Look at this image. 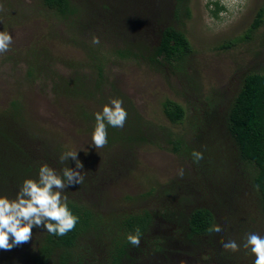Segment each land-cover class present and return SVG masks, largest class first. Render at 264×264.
Returning <instances> with one entry per match:
<instances>
[{
  "label": "rangeland",
  "instance_id": "374dc122",
  "mask_svg": "<svg viewBox=\"0 0 264 264\" xmlns=\"http://www.w3.org/2000/svg\"><path fill=\"white\" fill-rule=\"evenodd\" d=\"M41 1L0 0V31H8L13 36L9 51L0 54V115L9 111L12 102L19 105L26 122L24 130L29 134L26 138L33 140L21 144L12 161L30 166V177L35 179L40 166L45 163L57 171L67 165L75 169L74 160L69 158L61 162L60 157L67 151H77V158L83 164L80 171L88 183L85 187L89 191L84 194V200L90 212L117 221L119 215L128 213L154 211L157 212L156 218L159 212L166 211L167 216L152 224L147 235L151 237L149 245L138 247L144 253L141 258H133L136 264L208 263L195 261L194 252L179 262L180 254L191 248L182 238L184 228L176 231L177 241L166 246L168 252L151 249L156 239L164 237L167 240L175 234L173 227L177 228V221L183 214L200 207L218 216L227 213L223 209L224 190L220 185L224 180L234 194L237 187L230 173L224 172L218 182L205 179L210 171L216 172L219 164L216 151L196 161L193 155L185 156L182 150L174 153L172 143L175 140L184 144L190 142L194 151L202 153L196 124L201 120L217 122L223 119L243 77L251 72L264 74V0H188L189 17H186L183 6L175 14L178 5L166 1L165 11L151 24L180 27L192 53L187 61L162 68L147 62L120 60L109 46L102 47L99 57L94 55V59L91 49L69 43L68 33H64L60 22L42 6ZM112 1L94 0L80 9L84 16L82 22L91 16L92 32L103 33L110 24L117 26V23L130 28L141 21L138 0H124L128 1L124 7ZM144 1L148 3L150 0ZM261 11L262 24L249 34L257 13ZM153 41L150 38L149 42ZM35 52L41 53L39 57L48 67L47 71L52 70L70 80L79 79L92 84L97 79L98 67H101L102 92L107 104L111 99L120 98L131 105L143 121L142 133L146 141L137 146H126L122 142L95 148L92 142L94 131L91 130L94 125L87 123L84 115H95L103 107L64 96L59 88L52 87L50 79L53 77L47 78L49 73L36 81L29 78L28 65L35 59ZM148 52L145 50V54ZM166 101H173L185 109L186 118L182 123L174 125L167 120L163 113ZM43 142L47 145L41 146ZM181 169L182 176L179 175ZM16 193L14 191L9 198H14ZM185 197L188 200L179 206L178 201ZM174 211L173 220L169 214ZM101 229L103 234L97 237L106 239L110 231L103 224ZM237 231L235 227L230 237H235ZM97 237L80 242L75 250L77 260L74 264H109L112 250L100 244ZM37 242L33 231L31 240L14 247L11 250L14 253L0 250V264H29L27 258L31 248L37 247ZM24 248L28 249L27 254ZM18 249H22L25 259L17 255ZM8 254L18 257L17 261L13 262Z\"/></svg>",
  "mask_w": 264,
  "mask_h": 264
},
{
  "label": "trees",
  "instance_id": "16d2710c",
  "mask_svg": "<svg viewBox=\"0 0 264 264\" xmlns=\"http://www.w3.org/2000/svg\"><path fill=\"white\" fill-rule=\"evenodd\" d=\"M166 1L178 5L174 9L175 14L183 8L186 17H189L188 0H150L148 3L138 0L136 4H138L141 16L138 24L129 26L130 28H123V25L118 23L117 26L110 24L103 33L91 31L93 22L91 16L82 22L84 16L80 9L90 5L94 0H42L41 3L60 22L64 33H68L69 43L80 48L91 49L92 52L94 51V59L99 57L102 47L109 46L114 56L120 60L137 61L142 64L147 62L153 67L162 68L165 65L168 67L177 62L187 61V57L192 53L190 43L180 27H158L151 24L152 21L154 23L157 21L162 11H165ZM116 2L123 7L128 5V1L124 0H113L111 3L116 4ZM179 7L182 8L179 9ZM262 17L263 11L258 12L249 34L262 24ZM145 22H147L146 25H144ZM94 38L99 42L93 43ZM150 38L154 41L149 42ZM145 50L149 51L148 55L145 54ZM40 55V52H35V59L28 65L27 76L33 81L49 73L47 78L53 77L50 79L52 87L59 88L58 90L64 96L76 99V101L78 98L85 102L91 101L100 107L107 104L106 95L102 92L104 83H101L103 73L101 67H98L97 79L92 84L89 81L84 83L83 80H70L64 76H58L52 70L47 71L48 67L39 57ZM123 107L127 111V120L122 128L108 126L107 143L117 145L123 142L126 146H137L140 142L144 143L146 138L142 133V119L125 101H123ZM226 108L223 119L220 121H199L196 124L198 130L196 135L201 143L200 151L203 157H207L213 151H216L219 156L216 172L210 171L211 174L205 179L218 182L219 177L226 172L230 173L234 184H237L234 194L227 185L228 183L222 179L220 187L224 190L225 200L223 209L227 213L218 216L211 210L200 207L186 215H181L182 218L177 221L179 225L177 228L173 227L172 232L175 234L167 240L164 237L156 239L151 248L152 251L168 252L167 247L174 245L173 241H177L176 231L184 228L182 238L191 245V248L180 254L179 262L183 261V257L194 252L193 259L208 261L206 264H254L255 257L242 245L247 233L255 232L264 236V74L247 73ZM22 113L21 107L12 102L9 111L0 115V195L8 197L14 191L19 190L25 179L31 178L32 168L30 166H26L23 162L19 164L12 161L14 153H19L17 148H20L21 144L26 145L28 141H33L26 138L29 134L24 130L26 122L23 120ZM163 113L174 125L182 123L186 118L185 109L173 101H166L163 104ZM84 120L94 125L91 129L94 131L95 115H84ZM14 133L15 137L12 136ZM42 145L47 144L43 142ZM172 145L174 153L182 150L185 156H189L194 151L193 143L190 142L184 144L180 140H175ZM87 185L84 176L83 183L70 185L64 191L70 210L79 217L72 231L64 236H56L48 233L43 227L33 228L32 231L36 233L38 242L37 247L31 248L32 251L27 258L29 264H74L77 260L75 250L78 249L80 242L93 236H101L103 234L101 224L106 227L107 231H110L106 239L101 240L97 237L101 240L100 244L112 250L108 258L109 264H136L133 258L142 257L144 250L138 247L144 244L149 245L151 237L147 236L148 232L154 221L167 216L166 211L159 212L156 218L157 212L144 210L135 214L119 215L120 219L117 221L113 218L108 220L88 210L89 207L84 200V194L89 191V188L85 187ZM213 198L216 200L214 196ZM185 200L188 198L180 199L179 206ZM169 216L173 219L176 216L175 211ZM214 224H219L222 231L210 232L209 229ZM235 227L238 229L237 235L230 237ZM137 228L141 232L138 247L133 246L127 240V236L135 234ZM229 240H235L241 245L238 252L223 248L222 241L226 243ZM11 250L10 254L14 253V250ZM16 252L19 257L25 259L22 249ZM24 253H28L27 248H24ZM8 256L13 258L9 254ZM17 258H13V262H16Z\"/></svg>",
  "mask_w": 264,
  "mask_h": 264
},
{
  "label": "clouds",
  "instance_id": "9594fccd",
  "mask_svg": "<svg viewBox=\"0 0 264 264\" xmlns=\"http://www.w3.org/2000/svg\"><path fill=\"white\" fill-rule=\"evenodd\" d=\"M98 42V39H93V43ZM12 43V34L0 31V54L9 51ZM95 120L92 142L95 148H103L108 142V126L122 128L127 120L123 100L111 99L102 111L95 114ZM192 155L196 161L203 158L202 153L197 151ZM69 158L75 161V169L64 167L57 171L45 163L39 168L38 178L25 179L14 198L0 195V250L7 251L28 243L33 236L34 227H43L56 236H64L75 228L79 217L70 210L64 191L70 185L83 183L84 175L80 171L83 164L77 158V151L65 152L60 161H68ZM179 175H183L182 169ZM209 231L219 233L222 228L219 224H214ZM127 240L138 247L141 240L140 229L137 228L135 234H129ZM222 246L231 252H238L241 247L235 240L226 243L222 241ZM242 246L255 257L254 264H264V236L255 232L247 233Z\"/></svg>",
  "mask_w": 264,
  "mask_h": 264
}]
</instances>
